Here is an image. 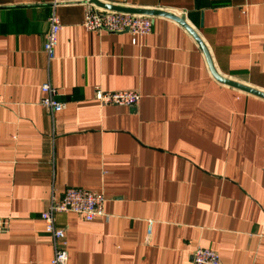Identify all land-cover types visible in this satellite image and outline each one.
<instances>
[{
    "label": "crops",
    "instance_id": "crops-1",
    "mask_svg": "<svg viewBox=\"0 0 264 264\" xmlns=\"http://www.w3.org/2000/svg\"><path fill=\"white\" fill-rule=\"evenodd\" d=\"M163 9L198 33L216 71L264 92V0H100ZM51 0H0V264H51L40 213L68 187L101 191L103 216H56L67 264H264V98L218 81L194 37L153 17L152 32L88 31L89 0H63L56 57ZM64 109L41 105L43 83ZM136 90L102 105L95 87ZM153 221L149 235L148 223Z\"/></svg>",
    "mask_w": 264,
    "mask_h": 264
},
{
    "label": "built area",
    "instance_id": "built-area-1",
    "mask_svg": "<svg viewBox=\"0 0 264 264\" xmlns=\"http://www.w3.org/2000/svg\"><path fill=\"white\" fill-rule=\"evenodd\" d=\"M63 0H51V12L48 18V31L44 43V52L48 61L56 57L58 37L63 29L62 21L57 13ZM82 26L88 31L128 32L132 42L136 43L137 37L148 35L152 32L153 17L148 15L132 14L106 9H98L92 4H87L85 18ZM41 90L45 96L40 104L49 108L52 113L64 109L65 103L59 99L61 92L50 82L43 83ZM95 99L102 105H117L133 107L139 104L141 96L136 90L107 91L100 86L95 87ZM106 196L101 191L83 188L68 187L61 197L52 194L48 205L40 213L45 231L50 235L54 247L51 264H67L68 252L66 250L65 230L58 226L56 216L60 213H75L85 220L91 221L103 216ZM7 225L6 219L0 217V238ZM153 221H149L148 230L151 234ZM193 264H222L218 252L209 247L198 246L193 253Z\"/></svg>",
    "mask_w": 264,
    "mask_h": 264
},
{
    "label": "water",
    "instance_id": "water-1",
    "mask_svg": "<svg viewBox=\"0 0 264 264\" xmlns=\"http://www.w3.org/2000/svg\"><path fill=\"white\" fill-rule=\"evenodd\" d=\"M90 3H93L95 5H97L100 8L106 9V10H111V11H119V12H125V13H132V14H140V15H148V16H163V17H167L170 18L176 22H178L179 24H181L183 27L186 28V30L194 37V39L197 41V43L199 44V46L201 47L209 69L212 73V75L221 83H224L226 85L232 86L234 88L240 89L242 91H245L247 93H251L253 95L259 96L264 98V92L259 91L257 89L251 88L247 85L238 83L236 81H232L231 79H228L226 77L221 76L215 69L212 58L210 56V53L206 47V45L204 44V42L202 41V39L200 38V36L198 35V33L186 22V20L183 17H179L171 12H168L166 10L163 9H143V8H136V7H127L124 5H114V4H108V3H104L100 0H89Z\"/></svg>",
    "mask_w": 264,
    "mask_h": 264
}]
</instances>
